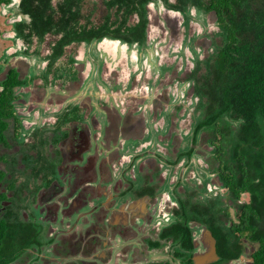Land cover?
I'll list each match as a JSON object with an SVG mask.
<instances>
[{"label":"flooded vegetation","instance_id":"af4514ba","mask_svg":"<svg viewBox=\"0 0 264 264\" xmlns=\"http://www.w3.org/2000/svg\"><path fill=\"white\" fill-rule=\"evenodd\" d=\"M203 4L0 0V226L20 236L0 264H199L213 229L193 211L240 222L213 135L198 131L197 76L221 43ZM110 22L142 23L144 46L89 38ZM122 116L136 134L112 136ZM241 240L237 260L209 264H254Z\"/></svg>","mask_w":264,"mask_h":264},{"label":"trees","instance_id":"16d2710c","mask_svg":"<svg viewBox=\"0 0 264 264\" xmlns=\"http://www.w3.org/2000/svg\"><path fill=\"white\" fill-rule=\"evenodd\" d=\"M196 1L217 12L221 29V43L205 61L204 72L197 76L198 131L213 135L215 153L224 164L222 180L230 189L240 222L228 226L226 212L221 217L218 209L214 212L207 206L193 211L190 219L203 221L213 229L210 232L221 260L240 257L244 236L258 246L254 264H264V0ZM110 23L90 29L89 38L131 40L138 47L144 46L142 23L131 27L125 22ZM6 128L0 122V142L6 140ZM3 180L0 172V182ZM243 194L250 199L240 204ZM13 227L0 226V245L15 246L20 236L14 234Z\"/></svg>","mask_w":264,"mask_h":264},{"label":"rangeland","instance_id":"374dc122","mask_svg":"<svg viewBox=\"0 0 264 264\" xmlns=\"http://www.w3.org/2000/svg\"><path fill=\"white\" fill-rule=\"evenodd\" d=\"M145 54H142L141 55V57H140V60L142 61V60H144V58H145V56H144ZM123 117V121L121 122V123H118L117 125H116V127L113 129V131L112 132H110L111 134H112V136H115V137H118V136H120V135H122V137H123V134H124V130H125V128H126V131H127V133L128 132H134L135 134L139 131V124H138V122H134V118H131V117H124V116H122ZM126 133V134H127ZM125 134V135H126ZM111 135H110V137H112ZM74 157V156H73ZM69 171L71 172V173H73V172H75V170H74V167L73 166H70L69 167ZM63 193H64V191L63 190H58L57 191V193L55 194L56 196H55V198L57 199V200H59V199H61V201L64 199V197L63 196H61V195H63ZM249 195L248 194H246V195H243V201H249ZM47 201H50V199H49V197H47ZM204 241H209L210 242V244L212 243L211 242V240H210V238H209V236L208 237H206V239H204ZM243 245L245 246V250H247V249H254V256L258 253V246L257 245H255V244H251L249 241H247L246 240V242L245 241H243ZM252 246V247H251ZM248 247V248H247ZM253 256V257H254ZM244 258V259H243ZM243 258H242V262H244L245 260L246 261H248V262H251V260H252V257H251V255L250 256H243Z\"/></svg>","mask_w":264,"mask_h":264},{"label":"water","instance_id":"95a60500","mask_svg":"<svg viewBox=\"0 0 264 264\" xmlns=\"http://www.w3.org/2000/svg\"><path fill=\"white\" fill-rule=\"evenodd\" d=\"M204 234H205L204 236L206 237L209 236L212 243L210 244L209 242L208 244H203L201 241V243L198 244V246L203 245V247L205 248L204 250H202L203 253H200L199 249L198 252L196 253V261L199 264H209L214 262L213 257H215V259L217 258L216 245L215 242L213 241L212 235L208 231L204 232ZM210 258H212L213 260H209Z\"/></svg>","mask_w":264,"mask_h":264}]
</instances>
